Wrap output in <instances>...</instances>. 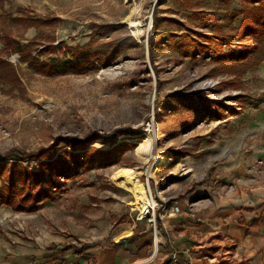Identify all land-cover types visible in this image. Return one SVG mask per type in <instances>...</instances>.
Masks as SVG:
<instances>
[{
  "label": "rangeland",
  "instance_id": "374dc122",
  "mask_svg": "<svg viewBox=\"0 0 264 264\" xmlns=\"http://www.w3.org/2000/svg\"><path fill=\"white\" fill-rule=\"evenodd\" d=\"M259 9L246 0H0V59L11 66L0 70V160L14 151L1 164L0 190L10 181L18 185V167L38 171V162H19L21 154L55 139L127 133L116 140L120 150L94 155L77 178L60 179L64 188L53 200L22 213L39 217L28 221L40 224L29 234L57 231L56 220L67 216L91 227L107 218L112 228L131 226L133 197L111 180L119 168L131 170L144 187L148 181L167 210L178 206L189 214L206 209L209 195L239 196L264 184L257 141L238 133L248 112L264 108V42L240 30L243 17L250 21ZM128 21L142 25L139 34ZM198 34L211 38L210 50L188 57L195 40L205 43ZM5 37L21 52L9 50ZM214 52L244 54L228 60ZM22 55L61 63L56 71L64 72L39 73ZM89 148L112 146L104 139ZM65 149L59 142L55 157ZM143 222L152 251L151 224ZM203 251L202 264H242Z\"/></svg>",
  "mask_w": 264,
  "mask_h": 264
},
{
  "label": "crops",
  "instance_id": "0c3cea01",
  "mask_svg": "<svg viewBox=\"0 0 264 264\" xmlns=\"http://www.w3.org/2000/svg\"><path fill=\"white\" fill-rule=\"evenodd\" d=\"M259 110L248 112L241 119L238 133L243 140L254 137L253 142L256 140L260 147L258 156L263 158L264 108ZM209 197L210 205L204 210L194 207L195 213L180 212L175 219L171 217L176 215L159 216V224L170 236L167 242L171 244L166 246L165 241L155 255L153 248L151 251V246H146L151 239L143 233L148 230L143 221L133 220L131 226L122 222L112 228L107 218L91 227L67 216L54 221L57 231L36 236L29 231L37 230L40 224L30 227L28 221L37 222V214L13 213L3 208L5 212L0 208V264H171V247L179 252L181 264H187L188 259L202 264L201 255L206 248L212 249L213 257L264 264V184L250 187L239 196ZM109 234L111 239L107 241Z\"/></svg>",
  "mask_w": 264,
  "mask_h": 264
},
{
  "label": "trees",
  "instance_id": "16d2710c",
  "mask_svg": "<svg viewBox=\"0 0 264 264\" xmlns=\"http://www.w3.org/2000/svg\"><path fill=\"white\" fill-rule=\"evenodd\" d=\"M252 4H257L259 10H257L256 15L253 16L252 20L248 21L247 17H243L240 30H242L244 36H257L260 41L264 42V0H246ZM200 38L204 39L205 43L194 41V45H190V51H188L186 56L194 58L196 55L204 53L206 50H210L205 47L207 42L211 40L209 36L199 35ZM9 50L13 49L17 52H21V47L17 45L14 40L8 37L4 38ZM150 49L153 47V41H150ZM215 58H224L228 60H236L243 56L244 53H238V55H224L220 53H213ZM21 60L28 63L30 66H34L35 69L45 75H56L62 74L64 71H56L59 67H63L61 63H40L34 59L27 58L22 55ZM84 62V61H79ZM3 67L11 66L0 59V70ZM11 74H14L10 69ZM200 99V97H198ZM226 108V107H223ZM233 112V111H232ZM209 113V112H208ZM213 117L215 114L212 113ZM125 133L122 130L116 131L113 135L108 138H103L97 134L88 136L87 138L80 140L75 138H63L55 139L54 143L48 148H42L36 153H25L18 156L19 162H23L26 159L33 160L37 163L38 171H26L18 167L17 171L19 173L18 185L13 181H10L8 185H2L0 190V207L5 206L10 208L13 212L18 213H31L34 212L39 203L45 200H53L54 195L62 191L64 188L63 180H73L80 175V172L86 170V168L91 164L94 155L107 156L111 155L122 146V143H116V140L120 136H124ZM132 135V134H131ZM108 139L111 149L101 151L96 148H89L94 142L102 141ZM59 142H64L67 149L62 150L59 153V158L55 157V151L53 149L58 145ZM124 145V144H123ZM127 146V145H126ZM89 149V150H87ZM79 151H84L80 153ZM12 152L6 153L3 160H0L1 164L4 160L12 157Z\"/></svg>",
  "mask_w": 264,
  "mask_h": 264
},
{
  "label": "bare ground",
  "instance_id": "6f19581e",
  "mask_svg": "<svg viewBox=\"0 0 264 264\" xmlns=\"http://www.w3.org/2000/svg\"><path fill=\"white\" fill-rule=\"evenodd\" d=\"M128 24L134 30H136L137 34L140 33L142 28V25L140 23L128 21ZM111 180L121 189L132 195L134 201L132 205L135 207L134 209L136 210L137 214H139L140 216L144 217V215L150 212V208L148 207V205H152L153 207L157 205V203L154 200L150 201L148 199L147 189L144 187V185L138 183L136 176L131 170L126 168H119L113 173ZM154 251H156V247H154ZM144 263H147V261H145Z\"/></svg>",
  "mask_w": 264,
  "mask_h": 264
},
{
  "label": "built area",
  "instance_id": "2783aa9c",
  "mask_svg": "<svg viewBox=\"0 0 264 264\" xmlns=\"http://www.w3.org/2000/svg\"><path fill=\"white\" fill-rule=\"evenodd\" d=\"M145 187L148 192L147 193L148 199L150 201L154 200L157 203V205L155 207H153L152 205H148V207L150 208V212L144 215V217L140 216L139 214H136L135 221L142 222L145 219H147L149 224H151L150 230L152 233V248H153V254L155 255L159 246L164 245L165 243L164 236H163L164 235L163 229L161 227H158L157 224L155 223L156 214L158 213V216H159L160 212L168 211L167 214L173 216V215L180 213V210L178 206H173L169 210H167L165 201L160 200V202H158L155 195H153L149 191L150 187H149L148 181H146ZM154 247H156V251H154ZM178 254L179 252L175 248L171 247L170 252L168 254L169 263L181 264L178 262ZM187 261H188L187 264H196V263H192V261L189 259ZM144 264H147V263H144Z\"/></svg>",
  "mask_w": 264,
  "mask_h": 264
}]
</instances>
